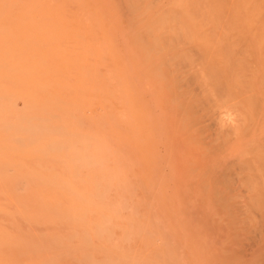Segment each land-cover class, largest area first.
I'll return each mask as SVG.
<instances>
[{"label":"bare ground","instance_id":"obj_1","mask_svg":"<svg viewBox=\"0 0 264 264\" xmlns=\"http://www.w3.org/2000/svg\"><path fill=\"white\" fill-rule=\"evenodd\" d=\"M0 264H264V0H0Z\"/></svg>","mask_w":264,"mask_h":264},{"label":"rangeland","instance_id":"obj_2","mask_svg":"<svg viewBox=\"0 0 264 264\" xmlns=\"http://www.w3.org/2000/svg\"><path fill=\"white\" fill-rule=\"evenodd\" d=\"M132 38H133V35L130 33V34H129V37H128V41H131Z\"/></svg>","mask_w":264,"mask_h":264}]
</instances>
